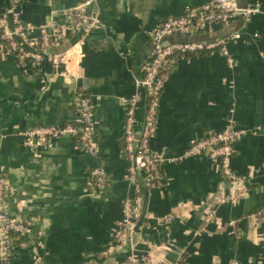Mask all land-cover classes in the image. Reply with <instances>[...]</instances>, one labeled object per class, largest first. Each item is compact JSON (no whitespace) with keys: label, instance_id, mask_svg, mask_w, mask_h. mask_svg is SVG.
Masks as SVG:
<instances>
[{"label":"crops","instance_id":"1","mask_svg":"<svg viewBox=\"0 0 264 264\" xmlns=\"http://www.w3.org/2000/svg\"><path fill=\"white\" fill-rule=\"evenodd\" d=\"M86 1L0 0V15L16 12L23 25L46 26L53 35L52 24L64 23V11ZM209 1L97 0L90 9L98 27L69 35L49 51L64 55L59 70L66 76L46 64L41 73L12 54H0V174L8 182L4 211L26 227L12 252L0 255V264H131V254L138 264H264V0H238L242 7L259 6L247 22L236 17L196 35L167 39L212 42L240 33L236 43L226 45L231 67L219 51L177 59L162 89L150 143L163 157L164 185L146 194L145 214L131 244L116 245L112 238L122 203L130 197L121 140L123 100L137 92L154 29ZM77 94L93 106L95 155L80 149L71 135L39 153L25 149L22 132L78 122ZM144 115L142 102L137 129ZM228 120L248 131L234 144L230 161L242 183L233 204L216 206L226 193L216 165L200 155L173 159L209 131L223 130ZM98 166L108 182L94 192L87 182Z\"/></svg>","mask_w":264,"mask_h":264},{"label":"built area","instance_id":"2","mask_svg":"<svg viewBox=\"0 0 264 264\" xmlns=\"http://www.w3.org/2000/svg\"><path fill=\"white\" fill-rule=\"evenodd\" d=\"M97 0H88L76 7L66 9L63 13L64 23H53L54 34L49 35L46 26L32 27L23 25L16 12L0 15V54H12L16 59L44 73L47 65L54 73L66 76L64 70H59L64 63L63 54L50 53V49L63 43L69 35L87 34L98 27V20L90 6ZM259 12L258 5L242 7L238 0H210L200 7L186 8L179 16L164 19L151 33L153 50L150 59L143 65V76L138 81L137 92L123 100L124 126L122 132V150L128 159L125 178L129 183L130 197L122 203V219L112 231L116 245L126 241L130 244L133 233L140 220L144 198L153 188H162L164 180L160 167L163 157L151 149L150 143L154 136L160 97L166 78L178 58L185 55H199L219 51L229 67L233 59L226 50V45L236 43L240 33L234 32L212 42H168L171 36H190L203 32L210 25H226L236 17L245 22L249 17ZM38 31L37 35L33 34ZM75 106L78 111V126L66 124L62 127L39 126L22 132V146L25 149L39 153L46 150L53 140L65 135L78 138V146L83 151L95 155L96 131L93 121V106L90 100L82 95L75 96ZM145 103V115L139 129L136 128L137 106ZM248 131L239 128L233 120H228L223 130L209 131L205 136L192 142L184 154L173 160H181L187 156L200 155L210 159L218 168L226 186L216 200L217 205H230L238 199L237 186L242 180L230 166L234 144ZM255 134V132H252ZM108 182L102 166L95 167L87 186L91 191H102ZM8 195V182L0 174V255L6 256L12 252L17 239L26 232L21 221L9 217L4 211ZM215 209L208 216L213 217ZM262 214V213H261ZM260 215L257 213L256 216ZM264 232V231H263ZM264 235V233H263ZM131 264H138L135 254L128 257ZM178 264V263H174ZM231 264H237L232 262Z\"/></svg>","mask_w":264,"mask_h":264},{"label":"water","instance_id":"3","mask_svg":"<svg viewBox=\"0 0 264 264\" xmlns=\"http://www.w3.org/2000/svg\"><path fill=\"white\" fill-rule=\"evenodd\" d=\"M80 82H81V81H78L79 84H80ZM144 214H145V205L142 206L141 216H140V220H139V222H138V224H137V227L141 224L142 219H143V217H144ZM136 230H137V228L135 229V231H134V233H133V236L135 235Z\"/></svg>","mask_w":264,"mask_h":264},{"label":"trees","instance_id":"4","mask_svg":"<svg viewBox=\"0 0 264 264\" xmlns=\"http://www.w3.org/2000/svg\"><path fill=\"white\" fill-rule=\"evenodd\" d=\"M72 125H74V126H78L79 125V122H77V123H75V124H72ZM76 138V140H77V142H78V138L77 137H75Z\"/></svg>","mask_w":264,"mask_h":264}]
</instances>
